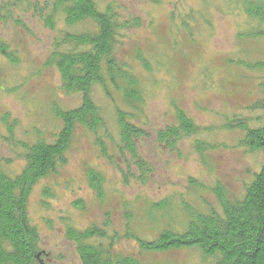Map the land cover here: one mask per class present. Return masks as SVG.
<instances>
[{
    "label": "rangeland",
    "instance_id": "374dc122",
    "mask_svg": "<svg viewBox=\"0 0 264 264\" xmlns=\"http://www.w3.org/2000/svg\"><path fill=\"white\" fill-rule=\"evenodd\" d=\"M44 1L27 0L13 6V0H0V39L18 54L16 64L0 58V159L11 175L24 165L17 141H51L60 127L52 105L67 109L81 99L62 89L57 69L47 66L46 60L56 49H68L55 45L63 33L92 31L93 23L67 27L57 20L48 29L38 17ZM94 2L99 10L110 6L121 18L143 20V26L116 36L113 54L137 78L143 99L131 119L147 133L138 149L151 173L143 183L121 179L115 163L119 142L116 108L133 110L109 82V94L95 86L92 98L106 126L95 133L76 129L67 162L38 181L29 197V220L43 251L40 264H82L75 243L65 237L67 226L100 229V238L90 243L99 249L102 246L104 258L130 256L140 264H215L214 257L203 256L196 248L144 252L130 235L151 240L164 228L182 231L195 213L220 210L212 187L220 184L230 199H238L259 171L261 153L242 143L245 130L234 124L255 127L264 121L261 110L251 109L264 100V68L239 63L264 62V40L240 37L264 25L249 18L247 0ZM176 108L199 130L180 140L175 149H167L155 134L174 123ZM98 138L112 161L101 155ZM197 142L205 148H196ZM117 164L124 166L120 161ZM88 171L102 177V197L90 188ZM76 201L80 207L74 205ZM163 201L165 209L158 205Z\"/></svg>",
    "mask_w": 264,
    "mask_h": 264
},
{
    "label": "trees",
    "instance_id": "16d2710c",
    "mask_svg": "<svg viewBox=\"0 0 264 264\" xmlns=\"http://www.w3.org/2000/svg\"><path fill=\"white\" fill-rule=\"evenodd\" d=\"M26 1L13 0L11 5ZM260 2L263 0H247L246 13L251 20L264 25V7L260 6ZM38 17L48 29H53L57 20H61L67 27L91 21L93 30L63 33L55 45L68 49H56L46 60L47 66L57 69L62 89L80 95L79 104L67 109L52 105L60 127L52 134L51 141L41 138L32 142L17 141L19 156L24 163L17 174L5 172L0 159V264H40L43 251L39 234L29 220V197L38 181L55 173L67 162L76 129L84 128L95 133L104 127L105 120L92 98L95 86L109 94L106 85L109 82L133 110L116 108L119 142L118 160L115 163L121 179L126 183L131 179L143 183L151 173L149 164L138 149L139 140L147 133L131 119V112H137L143 99L137 89V78L113 54L116 36L121 31L143 26V20L139 17L121 18L110 6L99 10L94 0H45ZM240 37L264 40V28L249 30ZM2 57L11 64L18 62L16 50L0 39ZM239 63L245 67L264 68V62L254 66L243 61ZM251 109H259L264 115V100L252 105ZM235 125L245 130L242 143L250 151L259 152L262 156L259 171L245 184L241 196L230 199L223 187L216 184L212 191L219 202V211L210 209L205 213H195L182 231L164 228L151 240L131 234L140 250L153 253L196 248L203 256L214 257L215 264H264V121L255 127H247L242 122H236ZM7 128L10 132V127ZM198 130L199 127L185 112L176 108L174 123L158 129L155 136L159 144L167 149H175L180 140L196 134ZM96 144L101 155L112 161L103 141L98 138ZM196 146L205 148L204 144L198 142ZM118 161L124 166L117 164ZM87 179L90 188L98 197H102V177L94 171H88ZM191 182L198 185L197 181ZM47 194V190H44V195ZM74 205L80 207L81 202L76 201ZM158 205L162 209L167 206L165 201ZM148 216L154 221L153 216ZM64 234L75 243L82 264H140L137 258L130 256L113 259L105 255L104 258L100 251L102 246L99 249L90 243L92 238L99 239L101 236L100 229L96 227L78 230L67 226Z\"/></svg>",
    "mask_w": 264,
    "mask_h": 264
}]
</instances>
